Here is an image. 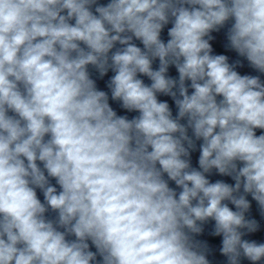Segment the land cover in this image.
Masks as SVG:
<instances>
[{"label": "clouds", "instance_id": "clouds-1", "mask_svg": "<svg viewBox=\"0 0 264 264\" xmlns=\"http://www.w3.org/2000/svg\"><path fill=\"white\" fill-rule=\"evenodd\" d=\"M262 76L264 0H0V264H264Z\"/></svg>", "mask_w": 264, "mask_h": 264}]
</instances>
